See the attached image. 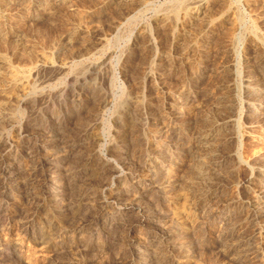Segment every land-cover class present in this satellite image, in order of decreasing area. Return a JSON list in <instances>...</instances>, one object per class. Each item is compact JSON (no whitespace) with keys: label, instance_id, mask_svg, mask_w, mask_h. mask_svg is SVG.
Returning <instances> with one entry per match:
<instances>
[{"label":"rangeland","instance_id":"374dc122","mask_svg":"<svg viewBox=\"0 0 264 264\" xmlns=\"http://www.w3.org/2000/svg\"><path fill=\"white\" fill-rule=\"evenodd\" d=\"M0 264H264V0H0Z\"/></svg>","mask_w":264,"mask_h":264},{"label":"bare ground","instance_id":"6f19581e","mask_svg":"<svg viewBox=\"0 0 264 264\" xmlns=\"http://www.w3.org/2000/svg\"><path fill=\"white\" fill-rule=\"evenodd\" d=\"M204 168V167H203ZM199 171V170H198Z\"/></svg>","mask_w":264,"mask_h":264}]
</instances>
